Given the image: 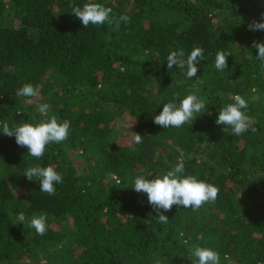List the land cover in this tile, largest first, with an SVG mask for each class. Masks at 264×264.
<instances>
[{
  "label": "trees",
  "instance_id": "16d2710c",
  "mask_svg": "<svg viewBox=\"0 0 264 264\" xmlns=\"http://www.w3.org/2000/svg\"><path fill=\"white\" fill-rule=\"evenodd\" d=\"M87 2L0 0V125L45 119L40 103L49 118L71 121L68 139L39 159L0 132V264H192L196 246L221 264H264V70L252 48L264 31L249 29L264 20V0H92L131 17L119 28H86L69 4ZM194 47L204 49L196 77L168 69L171 51L186 59ZM219 51L232 53L224 71ZM25 83L39 86L38 99L16 95ZM190 92L206 113L180 128L154 123L174 94ZM236 95L259 97L243 110L255 123L239 136L216 123ZM124 113L142 143L120 134ZM181 153L183 175L217 186L218 198L195 210L173 205L160 223L134 180L172 170ZM36 164L62 174L55 195L23 175ZM41 213L43 236L30 226Z\"/></svg>",
  "mask_w": 264,
  "mask_h": 264
},
{
  "label": "clouds",
  "instance_id": "9594fccd",
  "mask_svg": "<svg viewBox=\"0 0 264 264\" xmlns=\"http://www.w3.org/2000/svg\"><path fill=\"white\" fill-rule=\"evenodd\" d=\"M71 13L77 17L87 28L90 24L101 26L106 22L120 27L121 22L130 23L131 17L122 14L119 18H114L110 14L113 9L105 7L101 3L89 2L82 7L70 3ZM249 29L253 31H264V20L253 21L249 24ZM252 48L258 50L257 59L260 61V68L264 70V42L254 41ZM232 55L231 51H219L216 54L215 68L218 71H224L228 67V57ZM185 57L184 49L171 51L167 56V67L172 69L174 66L180 69H186V76L192 79L197 76L198 65L204 60V49L194 47L190 54ZM18 97H27L38 99L40 97L39 86L31 83H25L23 87L17 90ZM252 96L246 100L241 95L234 96L233 102L228 103L220 109L216 119L218 125L227 126L226 132L231 128V132L239 136L249 130V127L255 121L246 114L245 111L250 101L258 99ZM177 100L179 103L177 104ZM31 103L32 100L27 101ZM51 106L47 103L37 105L38 113L45 119L37 123H19L15 127H10L8 122L0 125V132L8 137H15L17 145L26 147L28 154L36 159L44 156L47 147L50 144H60L66 141L70 134L71 121L64 120L59 122L55 115L48 116ZM208 111L207 102L193 92H190L183 99H180L179 93L168 103L163 104V110L154 117V123L163 128H180L184 124L196 120L198 116ZM210 114V113H209ZM132 126V125H131ZM255 130V129H253ZM131 141L136 144L143 142V136L139 133L131 132ZM185 165L183 154L176 166L163 175H157L154 179L146 178L143 175H137L134 180V190L138 193H146L148 203L159 213L158 222L166 224L169 217L165 212L171 211L173 205L183 206L184 208L199 209L205 203H214L218 198L219 188L204 180L197 179L194 175H183ZM29 180H37L40 183V191L55 195L56 185L63 183V176L53 166H40L39 164L27 168L23 174ZM151 175V174H149ZM162 210V211H161ZM25 221V215L20 212L16 215L17 224ZM30 226L35 229L38 235H45L48 230V214H34ZM192 264H221L220 254L212 248L196 246L188 257ZM227 260V256L224 257ZM156 264H160L156 261Z\"/></svg>",
  "mask_w": 264,
  "mask_h": 264
},
{
  "label": "rangeland",
  "instance_id": "374dc122",
  "mask_svg": "<svg viewBox=\"0 0 264 264\" xmlns=\"http://www.w3.org/2000/svg\"><path fill=\"white\" fill-rule=\"evenodd\" d=\"M119 117V116H118ZM130 116L128 113H124L122 116L118 118L117 121V128L120 129L121 133L123 136H128L130 132L132 131V123L130 120Z\"/></svg>",
  "mask_w": 264,
  "mask_h": 264
}]
</instances>
